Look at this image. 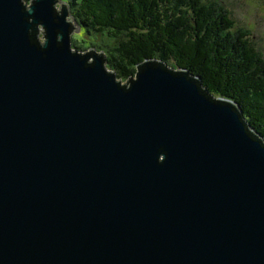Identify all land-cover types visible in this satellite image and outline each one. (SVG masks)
<instances>
[{"label": "water", "instance_id": "obj_1", "mask_svg": "<svg viewBox=\"0 0 264 264\" xmlns=\"http://www.w3.org/2000/svg\"><path fill=\"white\" fill-rule=\"evenodd\" d=\"M80 30L67 1L0 0V264H264L240 104L163 60L123 83Z\"/></svg>", "mask_w": 264, "mask_h": 264}, {"label": "trees", "instance_id": "obj_2", "mask_svg": "<svg viewBox=\"0 0 264 264\" xmlns=\"http://www.w3.org/2000/svg\"><path fill=\"white\" fill-rule=\"evenodd\" d=\"M65 1L82 31L102 36L90 46L108 48L107 66L118 78H131L145 59L187 68L214 95L238 102L264 135V57L251 41V31L236 26L225 4L219 0ZM106 36L116 37V43L110 46ZM73 38V47L85 49Z\"/></svg>", "mask_w": 264, "mask_h": 264}, {"label": "rangeland", "instance_id": "obj_3", "mask_svg": "<svg viewBox=\"0 0 264 264\" xmlns=\"http://www.w3.org/2000/svg\"><path fill=\"white\" fill-rule=\"evenodd\" d=\"M65 1V0H64ZM228 10L231 12V16L234 18L236 26L239 29L247 28L251 31L250 39L259 49L261 54L264 57V0H219ZM40 40H44L43 33L38 34ZM76 37L78 40L76 44L81 45L83 51L91 48L90 41L97 42L102 39V36L94 37L87 35L82 29L79 32H75L72 36V45L73 37ZM108 44L112 46L116 43V37H107L105 38ZM96 44V43H95ZM75 48V47H74ZM94 48V47H93ZM98 51L102 50L100 47H96ZM107 53L110 51L107 47L103 48ZM123 81V83H125Z\"/></svg>", "mask_w": 264, "mask_h": 264}, {"label": "clouds", "instance_id": "obj_4", "mask_svg": "<svg viewBox=\"0 0 264 264\" xmlns=\"http://www.w3.org/2000/svg\"><path fill=\"white\" fill-rule=\"evenodd\" d=\"M27 3H28V0H25V6L27 7ZM55 8H56V10L57 11H59V9H60V3L59 2H57L55 5ZM93 48V47H92ZM96 49V48H95ZM87 50V49H86ZM97 50V49H96ZM98 51V50H97Z\"/></svg>", "mask_w": 264, "mask_h": 264}]
</instances>
